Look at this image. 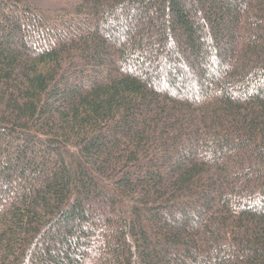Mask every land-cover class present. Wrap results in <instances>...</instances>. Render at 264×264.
I'll use <instances>...</instances> for the list:
<instances>
[{"label":"trees","instance_id":"trees-1","mask_svg":"<svg viewBox=\"0 0 264 264\" xmlns=\"http://www.w3.org/2000/svg\"><path fill=\"white\" fill-rule=\"evenodd\" d=\"M0 264H264V0H0Z\"/></svg>","mask_w":264,"mask_h":264}]
</instances>
